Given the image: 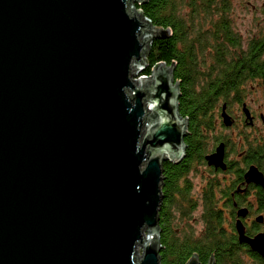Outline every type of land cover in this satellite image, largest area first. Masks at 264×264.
Wrapping results in <instances>:
<instances>
[{
    "label": "water",
    "instance_id": "water-1",
    "mask_svg": "<svg viewBox=\"0 0 264 264\" xmlns=\"http://www.w3.org/2000/svg\"><path fill=\"white\" fill-rule=\"evenodd\" d=\"M147 1L0 0V264H162L164 164L185 157L188 120L174 64L133 79L169 35ZM246 212L239 240L264 258Z\"/></svg>",
    "mask_w": 264,
    "mask_h": 264
},
{
    "label": "trees",
    "instance_id": "trees-1",
    "mask_svg": "<svg viewBox=\"0 0 264 264\" xmlns=\"http://www.w3.org/2000/svg\"><path fill=\"white\" fill-rule=\"evenodd\" d=\"M136 6L154 27L169 31V35L154 40L142 74L151 75L161 62L174 64V78L181 92L179 112L188 120L185 157L179 163L164 164L161 263L187 264L196 254L202 264L212 258L214 264H244L245 246L239 243L232 222L227 227L228 219L213 194L203 200L200 220L204 230L198 233L189 224L197 202L188 176L210 144L218 141L210 140L218 124V98L229 97L259 71L243 69L241 63L229 60L241 45L232 35L228 0H148ZM180 179L187 184L181 187Z\"/></svg>",
    "mask_w": 264,
    "mask_h": 264
},
{
    "label": "flooded vegetation",
    "instance_id": "flooded-vegetation-1",
    "mask_svg": "<svg viewBox=\"0 0 264 264\" xmlns=\"http://www.w3.org/2000/svg\"><path fill=\"white\" fill-rule=\"evenodd\" d=\"M240 4V9L245 14L248 12L251 14L250 18H246H248L247 21L254 24V27L250 31H241L229 17L232 35L240 40L241 45L240 48L234 49L237 55L230 56L229 60L241 63L243 69L259 72L256 76L247 78L241 83V91L233 92L229 97L220 96L218 98V124L215 130L210 133V140L217 138L218 141L217 143L212 142L207 152L204 153L203 160L194 164L191 172L194 171L197 181L189 179V177L188 179L192 197L197 202L196 211L201 210L202 213L204 198L213 194L228 219L227 227L232 222L239 243L245 246L242 252L244 264L247 262L264 264V258L258 252L252 250L249 244L240 242L236 230V222L240 218L238 214L241 209L246 208V216L241 217L246 234L254 237L258 233H264V202L261 201L264 196V187L247 177V172L251 167H256L264 174V107L258 106L256 109L251 105L264 97L262 92L264 90V0L256 3L247 0L245 4ZM248 86L251 87L249 92ZM252 90L261 91V96L250 95ZM230 98H234L238 104V115L231 112ZM224 104L227 105L226 111L233 120L231 126H226L223 123L222 108ZM246 109L249 111V118ZM236 126L241 128L238 142L225 134L227 130L235 129ZM221 143L225 145V168L210 165L206 159V156L214 153ZM183 180L180 179L181 187L187 184ZM229 200L231 204L227 205ZM259 216L263 217L261 222L257 221ZM201 222L203 223L202 220ZM204 228L203 223L202 228L197 232L203 231Z\"/></svg>",
    "mask_w": 264,
    "mask_h": 264
},
{
    "label": "rangeland",
    "instance_id": "rangeland-1",
    "mask_svg": "<svg viewBox=\"0 0 264 264\" xmlns=\"http://www.w3.org/2000/svg\"><path fill=\"white\" fill-rule=\"evenodd\" d=\"M228 1H229V4H230V11H229V13H230V16H229L230 17V20L234 23V25L236 24V26H237V28L239 30H241V31H246V30L250 31V29L254 27V24H252L251 21H247L248 18H250L251 14H249V12L247 14H245L243 12V10L240 9V6H241L240 3H244L245 4V2L247 0H228ZM251 1L254 2V3H256V2H258L260 0H251ZM248 14H249V16H248ZM246 17H248V18H246ZM209 58H210L209 56L206 57V60H207L208 65L211 64L210 62H208ZM141 73L142 72L136 71V74H135V70H134L133 71V79H138L139 76L141 75ZM253 83L255 84L256 82H253ZM247 90L249 92V90H251V87H249V89H247ZM239 91H241V87L238 90V92ZM262 92L264 93V90H262ZM250 95H254L256 97L257 96H261V91L257 92L256 90H252L250 92ZM230 101L232 102V105L230 106L231 112L238 115L239 114L238 104L235 102V99L234 98H230ZM263 102H264V97H262L261 99H259V102L252 103L251 105L253 106V108H256L257 109L258 106L264 107ZM225 134L227 136H229V137H232V140L235 139V141L238 142L239 135L241 134V128H240V126H236L235 129H229V130H227L225 132ZM188 177H189V179H192V180L195 179L197 181V178L195 177L194 171H193V173L191 172ZM200 214H201V210L195 211L193 213L194 216H192V219H190V221H189V224L191 226L195 227L196 230L201 229L202 228V225H203V223L200 220ZM193 217H195L196 220ZM140 250H141V248H140ZM246 261H248V260H246ZM247 264H251V263L250 262H247Z\"/></svg>",
    "mask_w": 264,
    "mask_h": 264
},
{
    "label": "built area",
    "instance_id": "built-area-1",
    "mask_svg": "<svg viewBox=\"0 0 264 264\" xmlns=\"http://www.w3.org/2000/svg\"><path fill=\"white\" fill-rule=\"evenodd\" d=\"M134 5H135V9H136V10H140V9L137 8L136 4H134ZM144 17H145L146 19H148L146 16H144ZM148 20H149V19H148ZM149 21H150V20H149ZM150 22H151V21H150ZM149 76H150V75H143V74L141 73V75L139 76V78H140V77H149Z\"/></svg>",
    "mask_w": 264,
    "mask_h": 264
},
{
    "label": "bare ground",
    "instance_id": "bare-ground-1",
    "mask_svg": "<svg viewBox=\"0 0 264 264\" xmlns=\"http://www.w3.org/2000/svg\"><path fill=\"white\" fill-rule=\"evenodd\" d=\"M133 66V65H132ZM134 70H135V67L133 66Z\"/></svg>",
    "mask_w": 264,
    "mask_h": 264
}]
</instances>
